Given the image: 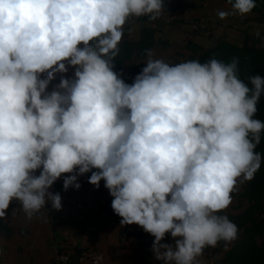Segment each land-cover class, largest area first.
<instances>
[{
  "label": "clouds",
  "instance_id": "clouds-1",
  "mask_svg": "<svg viewBox=\"0 0 264 264\" xmlns=\"http://www.w3.org/2000/svg\"><path fill=\"white\" fill-rule=\"evenodd\" d=\"M229 2L220 19L256 7ZM164 12L165 0H0V218L14 200L28 219L49 201L60 210L52 185L64 176V190L79 189L91 172L120 224L154 237L162 264H199L206 248L238 238L219 213L264 159V76L245 83L236 58L170 64L146 50L126 83L113 70L124 26ZM169 234L174 244L162 242Z\"/></svg>",
  "mask_w": 264,
  "mask_h": 264
},
{
  "label": "crops",
  "instance_id": "crops-1",
  "mask_svg": "<svg viewBox=\"0 0 264 264\" xmlns=\"http://www.w3.org/2000/svg\"><path fill=\"white\" fill-rule=\"evenodd\" d=\"M189 1L194 2L196 0H183L182 2L189 5ZM197 1L200 2L201 0ZM198 2L192 6L189 5L185 10L167 9L160 18L151 22L153 23L152 26L158 28L162 24L170 27L169 29L172 30L170 42L178 41L177 39L182 36L183 39L187 40V48L189 41L192 40H196V43L200 42L199 44L205 47L212 46L221 39H227L238 44L248 42L255 46L264 44V21L256 20L259 14L251 12L245 16L237 14L229 15L226 19H220L217 15L218 11H231L232 6L223 0H207L209 3L207 14H209V19L212 22L207 28L201 30L198 25L200 23L199 17L195 13L196 9H194V5L199 8L200 3ZM133 19H130L128 23L140 25ZM174 31L177 33L174 34ZM201 31H205L206 34V36H202V42L197 39ZM257 32H259V36L256 35ZM131 36H134L132 39H138L139 31ZM127 37L131 38L130 36ZM156 38V44L149 49L153 53V58L175 64L173 59L175 53L173 55L168 54L167 52L170 50L167 51L165 46L159 43L157 33ZM146 59L147 55L144 58H139L134 53L129 60L124 61L121 65L116 66L114 64L113 70L122 79L124 75L131 84L134 77L145 66ZM61 75L71 78L73 69L69 67L67 73L57 74L56 78L49 84V92L59 84ZM63 180L64 176L49 189L53 193L61 191L59 193L62 198L60 210L54 209L49 201L46 203L45 209L28 219L18 201L14 200L13 204L10 205L12 208L3 219V224H7L8 228L1 229V232L8 229L9 243L4 254L8 263L32 264L37 258L38 260L45 258L49 264H52L55 251L65 246L100 249L106 255L105 264H136L143 256L154 259L152 252L154 237L136 224L123 226L120 224L121 217L116 215L111 207L113 197L104 186L103 180L100 181L97 188L88 182L89 175L86 173L78 177L79 189L69 187L68 190H64ZM241 203L225 213H240L249 204ZM107 204L110 207L104 209ZM43 241L46 244H43ZM162 242L174 244L170 234L166 235ZM232 244L233 242L224 246V250L214 257L216 264H218L217 259L222 257L225 250L230 248ZM83 264L92 263L85 262Z\"/></svg>",
  "mask_w": 264,
  "mask_h": 264
},
{
  "label": "trees",
  "instance_id": "trees-1",
  "mask_svg": "<svg viewBox=\"0 0 264 264\" xmlns=\"http://www.w3.org/2000/svg\"><path fill=\"white\" fill-rule=\"evenodd\" d=\"M223 1L232 5L229 0ZM255 2L256 7L252 13L259 14L256 18L257 20H264V0H255ZM134 19L137 23H140L139 37L138 39H132L124 33L122 41L119 44V54L113 61L116 66L129 60L134 53L139 58H144L146 56V50L151 49L157 42L156 33L158 28L153 27L149 23L152 21L148 20L147 17ZM188 48L192 50L189 61L199 60L201 63H204L214 58L229 63L234 58L238 59L239 76L245 83H249V77L253 75L259 74L264 76V44L255 46L250 45L248 42L238 44L227 39H221L209 47L189 41ZM249 86L251 85L249 84ZM257 108L258 111L255 118L264 121V95L261 96ZM256 151L264 157V132L261 134V142L257 146ZM88 175L90 177L91 172ZM241 197L249 203L246 209L240 213L222 214L226 215L230 221L237 225L238 238L233 241L230 248L225 250L223 256L217 259L218 264H264V159H262L261 168L255 174L254 179L247 181ZM11 208L12 206L9 207L7 215ZM3 219L0 218V229L8 228L7 224H3ZM224 246L225 243L223 241L219 243L214 251V257L218 256L224 250L222 248ZM61 249L63 248H58V250ZM84 249L81 247L74 248L78 253ZM209 249L206 248L204 251L207 252ZM52 264L61 263L56 262L53 257ZM70 264L80 263L74 261ZM139 264H162V262L143 256Z\"/></svg>",
  "mask_w": 264,
  "mask_h": 264
},
{
  "label": "rangeland",
  "instance_id": "rangeland-1",
  "mask_svg": "<svg viewBox=\"0 0 264 264\" xmlns=\"http://www.w3.org/2000/svg\"><path fill=\"white\" fill-rule=\"evenodd\" d=\"M182 1L183 0H165V11L167 9H170V10L171 9L185 10V8H188L189 5L192 6L193 4H197V2H198L197 0L194 1V2H190L189 1V5H188L187 3H184ZM198 3H200L199 8L194 5V9H196L195 13L199 17L198 20H199L200 23L198 25H199V27L202 30V29L207 28V26H209V24L212 21L209 19V14H207V9L209 7V3L207 2V0H201ZM259 21H264V20H259ZM149 23L151 25L153 24L151 22H149ZM202 26H204V27H202ZM169 28L170 27H167V26L162 25V24L159 25L158 32H157V37L159 38L158 39L159 43L164 45L167 51L170 50V52H167L168 54L173 55V53H175V55L173 56L175 64L176 63H180V62L189 61V58L192 55V50L186 47V41L187 40L183 39V37L181 36V37H179L177 39L178 41H173V43L170 42V38H171V35H172V30H170ZM132 29H133V31H132ZM139 29H140V25L137 26L136 24L133 25V24L126 23V25L124 26V33H126L131 38H134V36H136V35H134V36H131V35L137 34ZM176 33L177 32L174 31V34H176ZM202 36H206L205 31H203V32L201 31L197 39L201 40ZM195 41L196 40H194L193 42H195ZM202 41L203 40H201V42ZM123 79L125 80L126 83L130 82V81H127V79H125L124 75H123ZM246 184H247V181L244 182L243 184H238L237 190L232 193V203L230 204V206L226 210H224L223 212L219 213L220 215L224 214L227 211L232 210L235 205H237V204H239L241 202H242L241 204H244V205L248 204L246 199L241 197V194L244 191ZM12 204H13V202H12ZM7 232H8V229H4L3 232H1V229H0V264H11L12 263V262L8 263L7 260L4 257V254H5V251H6V246L9 243L8 242L9 241V234H7ZM44 243H45V241H43V244ZM217 246L215 248L209 247L210 249L207 252L204 251L203 255L197 258L198 261H199V264H216L214 262V254H215L214 251L217 248ZM62 248L63 249H67L69 251H72V250H74L75 247L65 246V247H62ZM36 260L32 264H34V263L35 264H49L45 260V258H43L42 260H38V258H37ZM139 262H140V260L136 264H139Z\"/></svg>",
  "mask_w": 264,
  "mask_h": 264
},
{
  "label": "built area",
  "instance_id": "built-area-1",
  "mask_svg": "<svg viewBox=\"0 0 264 264\" xmlns=\"http://www.w3.org/2000/svg\"><path fill=\"white\" fill-rule=\"evenodd\" d=\"M56 262L61 264H70L72 262H78L83 264L85 262H91L92 264H105L106 255L100 249L88 248L78 253L75 250L69 251L67 249L56 250L54 254Z\"/></svg>",
  "mask_w": 264,
  "mask_h": 264
},
{
  "label": "water",
  "instance_id": "water-1",
  "mask_svg": "<svg viewBox=\"0 0 264 264\" xmlns=\"http://www.w3.org/2000/svg\"><path fill=\"white\" fill-rule=\"evenodd\" d=\"M108 207H110L109 204H107L104 209H107Z\"/></svg>",
  "mask_w": 264,
  "mask_h": 264
}]
</instances>
